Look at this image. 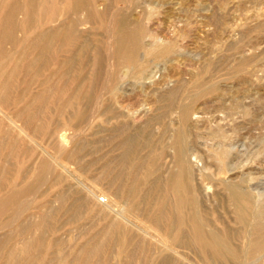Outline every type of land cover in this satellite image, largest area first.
Instances as JSON below:
<instances>
[{
	"label": "rangeland",
	"instance_id": "374dc122",
	"mask_svg": "<svg viewBox=\"0 0 264 264\" xmlns=\"http://www.w3.org/2000/svg\"><path fill=\"white\" fill-rule=\"evenodd\" d=\"M99 1L98 8L102 13L95 18H89L88 21H85L83 24L77 25L78 27L75 26V31L77 30L79 32L76 31L70 35L66 34L69 28L68 26H70L69 23H65V25L60 23L58 25V20L55 22L52 20L55 17L62 18L64 14L63 11L67 9L74 10L78 17H84L87 11L84 9L87 8V0H0V83H3L6 77L7 82L8 79L14 75L7 83L4 81V84L6 83L8 86L5 85L2 87L0 84L2 90L4 89V91H1L0 88V96L2 97H0V101L4 98V100L1 101V103L3 102L1 105L4 106V112L7 116L16 119L17 125L24 126L27 133H34L32 135H35V144L37 143V145H35L25 137L20 138L17 136V133L13 128H10L5 120L0 122V174H4V177L0 175V182L4 179L3 184L2 182L0 183V197L9 191L20 190V195L12 205L0 211V235L5 233L3 238L0 236V250L2 251L6 250L8 247H13L16 253L21 252V241L26 234L25 232H17L18 225L21 222H26V220L30 223L37 222V216L44 206L48 204L56 206L58 204L56 203L57 201L54 200V194H56V191L60 192L68 188L69 186L67 185H71L72 181L58 175V173L60 174V170L57 162L65 161L66 159L63 158L68 156L67 160H70V162L68 161L70 163L69 169L73 171L77 168L76 164L73 163L74 160L71 159L73 156H69L71 147L75 149L73 155L82 156L80 161L83 163L80 162L81 165L91 163L90 167H85L86 171L83 172V170H85L84 167V169H80V171L83 172H80L82 174L80 175L81 179H84L87 175L96 174V172H98L96 169H98L102 162L108 159L110 160L111 156V160L112 158L114 159L120 156L126 157L124 158L127 159L124 161L127 164L125 166H128L126 169H129V166L132 165V163L130 164L129 162H134L131 168L136 177L137 194L133 196V211L138 218L136 217L133 220L137 225H144L145 227H157V225L160 224L161 230L164 231L165 225L163 224H165V222L158 219V215H160L161 211L166 212V209L168 211V207L170 206H167L168 200L165 198L167 196L164 192H162V196H164L163 194H165V196L161 198V192H159V190L161 191L162 188L159 187L161 186L162 179L165 180L164 177L167 176V173L173 165V150L170 148L169 142L172 141L175 132L183 128L184 131H182L185 133L186 138L184 145H187L186 147L189 145L190 148L188 147L187 149H189L192 154L190 155L189 152L191 156L190 159L197 163L194 164H196V166L198 165V168L202 170L201 172L203 174H201L202 176L197 175V182L200 183L197 184L199 189L197 198L199 202V214L203 217L202 219L205 220V224L211 227V229H216L219 233L223 232L228 240L232 236V241H229L232 245L234 243L236 247L239 245L238 247L242 248L249 242L248 245H251V247L254 242V245H259L258 242L264 240V234L259 232L255 233L256 231H254L253 227L256 225L255 222L264 221V204L263 202H255L256 198L258 200L256 192H264V0ZM15 5L18 7L17 11L13 10L16 8ZM140 5L142 8L146 9H142ZM12 6H14V8ZM115 6L117 9H115ZM123 7L124 9H120ZM126 10L127 12L129 11L128 14ZM11 11L12 13L16 11L15 18L12 17L15 19L13 21L10 18L13 15H9ZM105 13L108 16H106ZM118 14L121 18L124 14V18H129V20L133 19L137 22V25H140H138L139 27L149 28L155 35H158L163 40L171 39V41L173 40L175 43L174 53L170 51L166 54H155L154 56L152 54V56L149 55V58L147 55L144 58H148L147 60H149L145 62L149 64L145 67L147 68L145 72H148V70L151 71L148 77L153 83L148 81V77L138 82L139 72L141 71L140 65H138L139 62L135 58V61L132 63H138H136V65L133 64V66L130 63L132 67L130 70L132 72L130 71L131 74L130 72L127 74L125 85L128 86L126 88L129 90L127 89L121 102L119 100L121 107H117L118 105L113 101L112 92L111 95L110 90H106L109 88L106 86L104 80L105 77H107L104 73H109L110 68L112 69L111 71L114 69L117 70V68H115L116 62L113 60H111L113 61L111 63H107V61L104 62V60H106L105 50L108 48V45L106 46V44H108V41L106 42L108 33L104 31L111 16L112 21L116 22L120 19ZM138 14L141 15H139L141 18L138 17ZM8 15L9 17H7ZM136 15L137 18L135 20ZM146 16H148V18H146ZM73 17L74 16L71 18ZM8 18L11 21L7 22L9 20ZM14 21H16L15 24H13ZM68 21H70V19ZM97 21H99L98 24ZM103 21L107 22L104 24ZM94 24H96V26H94ZM11 25L15 26L12 27ZM63 25L65 26L64 28ZM55 27L56 29L59 28L56 30L59 31V33H54L53 37L59 35V39H57L58 37H55V40L53 37L52 39L50 36H43L36 42L35 39H37L39 33L44 32L43 30L45 29L50 30V28L55 30ZM85 29H88L89 32L85 31ZM60 31L62 33H60ZM8 34H10L11 37ZM65 34L68 35L67 38H65ZM5 35L8 36L4 37ZM45 38L47 40L50 39L48 41L51 43L54 40L53 44L50 43L48 46L49 42ZM68 38H72L71 41H68ZM62 39L66 41L63 42ZM33 40H35L36 44L32 42ZM146 40H148L147 37ZM101 41L104 42L102 43ZM45 43L49 51L50 49L52 50L50 51L51 53L48 50L46 51L48 48L45 45L43 46ZM40 45L42 48L38 49L37 47ZM93 47L96 49H93ZM86 49L87 51L90 50L87 52ZM177 51L179 54L177 53L176 55ZM41 52H43L42 54L44 55H42ZM102 52H104V54ZM37 53L38 55H42L39 56L40 59ZM95 53L96 57L94 56ZM99 53L101 56H105L103 57L105 59L98 55ZM140 53L141 51L139 49L138 55ZM45 54L46 56L51 54L50 56L52 57H46ZM160 55L162 56L160 57ZM43 57L46 58L44 59ZM88 57L91 59L89 58V60ZM43 59L44 62L47 59L46 64L41 62ZM69 59L71 63L68 62ZM101 60H103V65L107 66V64H109L108 67L110 68L107 67V71H105L106 67H103ZM92 62H95V65L92 64ZM97 63H101V70L104 69L105 71H101L104 75L102 73L99 74V77L101 76L102 79L97 78L100 82L95 78L98 75V73H95L98 72L96 69ZM48 64L51 66H48ZM52 66L54 68H52ZM74 66L77 69L74 68ZM119 67L124 68L122 64H119L118 68ZM14 68L17 70H14ZM11 69L13 72H17L13 73ZM70 70L72 71L70 72ZM153 70L154 74L152 72ZM68 71L71 75L73 74L72 77ZM9 72L10 77H8ZM92 72L93 75L90 76ZM61 74L62 77H59ZM136 74L138 75L136 76ZM78 77H80V79ZM136 77L138 79H136ZM143 82V86H140ZM89 83L91 84L90 86L95 83L98 88L95 87L96 85L94 84L95 86L93 85V87L95 91H93L94 89L93 87H89ZM129 83H132L134 86ZM145 84L147 87H145ZM103 85L105 86L103 87ZM172 88L175 90H172ZM83 89L88 91L86 92ZM172 91L176 92L172 93ZM85 92L86 94L88 93L89 97L86 96ZM91 93L92 95L94 94V97ZM167 93H170V95ZM37 94L39 95L37 96ZM98 94H100V97ZM80 96H84L87 101H85L84 97L81 98ZM95 97L97 99H95ZM80 98L82 99L81 101ZM110 99L111 101H109ZM69 100L71 101L68 102ZM74 101L75 103L79 102L77 103L78 105H76ZM67 103L68 105L66 106ZM113 103L116 104V108L112 106L114 110L110 109L111 106H109L114 105ZM34 104L37 105L34 107ZM99 104L102 105L98 106ZM39 105L40 107H37ZM32 106L34 108H31ZM19 107L22 110L24 108V112H21L22 114L20 113V109H18ZM28 108H30L31 111ZM122 108L125 110L124 112ZM184 108L185 111L188 110L185 112ZM120 110L122 111V115L119 114L120 116L118 117V112H121ZM183 112L186 114H182ZM190 113H192V115ZM33 114L35 115L33 116ZM16 115L19 116L16 117ZM29 115H32L33 118L31 119L32 116L30 117ZM185 115L186 117H183ZM24 116H27L28 121L30 118V121L28 122ZM51 129L52 131L61 130L57 132H61L60 134L66 137L65 140L68 143V147L71 145L69 147L70 150L68 149L69 151H61L58 146L57 137L54 138L57 132H52ZM50 132H52L54 136ZM49 133L52 136H50ZM72 133L73 135H77L78 133L77 136L75 135L76 138L78 137V142L76 138L72 139L68 136V134L72 135ZM73 141L77 143L75 144ZM79 146L80 148L82 146L81 151ZM165 147L167 148L164 149ZM223 147L226 150H224ZM161 149H164V152ZM76 151H79L77 152L78 154ZM7 152L9 154H7ZM61 152L63 153L61 154ZM160 154L163 155V157H161ZM158 155L160 156L159 158H157ZM165 155L166 158L164 157ZM101 157L104 158L102 159ZM169 160L171 163H169ZM90 161H93V163ZM51 162H53V164H51ZM41 163L44 165H41ZM49 163L52 166H50ZM153 164H156V166ZM149 166L153 167L149 168ZM45 167L46 169L47 167L48 169L51 168L49 169L50 171L46 170ZM55 167V171L57 170V172L52 175ZM92 167L94 170H92ZM149 169L150 171H148ZM2 171L5 172L3 173ZM45 176H47V179ZM45 180L48 182H44ZM59 180H62V182ZM137 180L139 181L137 182ZM67 181L70 182V184ZM55 183L57 184L55 185ZM233 184L234 187L235 185L236 188L238 187L237 189L239 191L242 193L244 192L243 194H245L246 200L244 199L245 201L243 200V203V198L237 199L240 201H235V203L234 199H230L233 197L229 189L232 190ZM138 185L140 189L137 188ZM224 185L232 186L231 188L227 186V188H229L227 189ZM137 189H139V191ZM245 191L247 194L251 193L252 196L250 197V195H247ZM253 195H255V197ZM124 198H126L124 195L119 194V200L121 199L123 201L125 200ZM156 198L159 200H156ZM248 199L255 200L251 203ZM158 201L159 203H157ZM160 201L161 204L163 203L162 205ZM230 201L234 205L231 204ZM236 202L239 207L242 206V208L240 207L241 209L235 206ZM137 204L139 207L136 206ZM233 207L237 210L239 209L237 212L242 211L241 213L244 215V218H246L244 219L245 221H242V224L247 222V225L243 224V226L240 224L241 222H239L237 216H235V214H237L235 213L236 209L234 210ZM250 208H253V211L252 209L250 210ZM259 214H262L263 217L260 216L262 217L260 218ZM233 216L234 220H232ZM251 216L252 219H250ZM235 217L237 219H235ZM256 218L259 221H257ZM11 220H13V222L10 225ZM150 222H154L153 225ZM253 223L254 226L252 227ZM58 224V220L51 218L49 225L45 227L44 233L46 235L44 234V244L47 246L43 248L42 254L46 255L45 257H49L54 255L56 251L61 250V254L66 255V258L61 260L58 264H82L81 262L72 261L70 257L78 250L81 244L90 237V234H92L90 233L92 230L88 229L90 225H87V230L85 228L87 231L85 234L84 229L83 231H80V228L73 230L72 228L74 227L72 224H65L59 232H56L54 228L58 226ZM247 228H250L248 230L250 233L245 232ZM34 231L35 230L32 232L34 234L33 236H38V234H40V231L36 230L39 233ZM245 236L248 237L246 238ZM54 238L58 241L55 242ZM248 238L251 239L249 240ZM246 240L249 242L246 243ZM114 244L115 245H113V242L110 243L106 248V252L94 255L91 258L92 262H99L100 264L178 263L176 259L169 254L166 255L171 259L165 255L154 257L150 245L146 241H142L141 238L132 231L126 233L121 245ZM262 245L259 246L260 249L255 251L256 254L253 253L250 255L251 258L249 257L246 259L244 262L245 264H249L253 261L254 264H257L256 259L264 255V245ZM189 249V247L188 251L187 248L184 249L187 251V256L192 255ZM163 257L168 260L162 263ZM2 260L3 259H0V262ZM178 261L179 264H181V260ZM214 261L216 263L218 260L215 258ZM56 262L58 261L56 260ZM218 262L216 264H218ZM223 262L224 261H221L219 264H223ZM224 264L229 263L227 261Z\"/></svg>",
	"mask_w": 264,
	"mask_h": 264
},
{
	"label": "bare ground",
	"instance_id": "6f19581e",
	"mask_svg": "<svg viewBox=\"0 0 264 264\" xmlns=\"http://www.w3.org/2000/svg\"><path fill=\"white\" fill-rule=\"evenodd\" d=\"M67 1H70V0H67ZM80 2V1H79ZM98 2H100L99 0H87V8H84L86 9V15L83 17H78L76 12L72 9H67L66 11H63L64 14L62 16V18H58V17H55L52 21H56L58 20L59 23H57L58 25L61 23V24H64L65 23H69L70 26H68L69 28L67 29V33L66 34H73L75 33V26L78 27L77 25L79 24H83L85 21H88L89 18H95L96 16H99L102 12L99 10L98 8ZM70 3V2H69ZM80 4V3H79ZM113 4V3H112ZM148 5V4H147ZM146 5V6H147ZM16 6V5H15ZM65 6V5H64ZM128 6V4H127ZM139 6V5H138ZM141 6V5H140ZM14 8V6H12ZM11 7V8H12ZM22 7V6H21ZM67 7V6H66ZM81 7V5H80ZM134 7V6H132ZM144 7V6H143ZM17 6L15 9L13 10H16L17 11ZM108 8V7H107ZM126 8V6H125ZM131 8V7H130ZM142 8V6H141ZM151 8V7H150ZM80 9V8H79ZM114 9V8H113ZM115 9H117V7L115 6ZM114 9V10H115ZM120 9H124L123 8H120ZM132 9V8H131ZM142 9H146V8H142ZM141 9V10H142ZM12 10V9H10ZM9 10V11H10ZM16 11H14V13H11L9 15H13L11 16V20H15L13 19L12 17L15 16V13ZM119 11V10H118ZM135 11V10H134ZM143 11V10H142ZM112 12V11H110ZM114 12V11H113ZM120 12V11H119ZM129 12V11H128ZM127 10H126V13L128 14ZM20 13V12H19ZM107 13V12H106ZM105 13V14H106ZM125 13V12H124ZM139 13V12H138ZM143 13V12H142ZM141 13V14H142ZM110 14V13H108ZM115 14V13H113ZM150 14V12H149ZM147 14V15H149ZM152 14V13H151ZM9 15L7 17H9ZM119 15V14H118ZM134 15V14H133ZM140 14H138V17ZM72 16H74L73 18H71ZM103 16V15H102ZM106 16H108L106 14ZM111 16V15H110ZM120 16V15H119ZM70 17V18H69ZM105 17V16H104ZM104 17H103V20H104ZM126 17V16H125ZM134 17V16H133ZM15 18V17H14ZM108 18V17H107ZM112 18V16H111ZM111 18H109V22L107 21H103L104 24L107 22L106 24V29L104 32L108 33V36H107V40L106 42L108 41V44H106V46L108 47L106 50H105V56H101L100 53L98 55H100L102 58L105 57L106 60H104V62L107 61L108 62H116V66L113 71H111L112 69L110 67H108L109 64H107V66L103 65V60H101L102 62V65L103 67H106L105 68V71H107V67L110 68L109 70V73H104L106 74L105 76V82H106V86L109 88V89H106V90H110V94L112 92L113 94V101L118 105L117 107H121V100L122 98L124 97V95L126 94V91L128 88V86H125L126 85V77H127V74H129V72L131 71L130 68L132 69V67L130 66V63L133 64L132 62H134L135 58L137 59V61L139 62H135L134 65H136V63H138V65H140V72H139V81L138 82H141V80H145L148 76H150V72L148 70V72H145L147 71L145 68L147 66L148 63H145L149 60H147L149 58V55L153 56L156 54H166L168 52H172L173 50H175L174 46H175V43L173 42V40L171 41V39H165L163 40L161 37H159L158 35H155L149 28H142L139 27L136 23V21H134L133 19L129 20V18H124V14L121 18L120 16V19L118 21H112ZM137 18V15L135 17V20ZM141 18V17H140ZM146 18H148V16H146ZM9 19V18H8ZM70 19V21H68ZM6 20V19H5ZM10 19L7 21H11ZM107 20V19H105ZM117 20V19H116ZM139 21V20H138ZM16 21H14L13 24H15ZM99 21H97V24H98ZM102 22V20H101ZM134 22V23H133ZM11 23V24H12ZM90 23V22H89ZM92 23V21H91ZM95 23V22H94ZM140 23V22H139ZM17 24V23H16ZM103 24V23H102ZM146 24V23H145ZM9 25V24H8ZM56 25V24H55ZM63 25V28L65 27ZM86 25V24H84ZM83 25V27H84ZM88 25V24H87ZM108 25V26H107ZM142 25V24H141ZM12 27L15 26V25H11ZM61 26V25H60ZM82 26V25H81ZM80 26V27H81ZM94 26H96V24H94ZM105 26V25H104ZM168 26V25H167ZM58 27V26H56ZM56 27L54 28L55 30H52L50 28V30L48 29H45L43 30L44 32H41L38 34L37 36V39L36 42L38 41V39H41L43 36H50L51 38L53 37L54 33H59V31H56L58 29H56ZM62 27V26H61ZM101 29V28H100ZM104 29V27H103ZM178 29V28H177ZM41 30V31H42ZM62 30V29H60ZM81 30V29H80ZM85 31H88V29ZM93 31V30H92ZM79 32V31H77ZM82 32V31H81ZM89 32V31H88ZM87 32V33H88ZM60 33H62L60 31ZM106 33H105V36H106ZM173 33V32H172ZM174 33H175V30H174ZM65 34V35H66ZM10 36V34H8ZM8 35H5L4 37L8 36ZM80 35V34H78ZM174 35V34H173ZM59 36V35H58ZM55 35V37H58ZM68 35L65 36V38H67ZM76 36V35H74ZM11 37V36H10ZM9 37V38H10ZM49 37V38H50ZM53 37V38H55ZM70 37V36H69ZM73 37V35H72ZM77 37V36H76ZM146 37L148 38V40H146ZM173 37V36H172ZM52 38V39H53ZM75 38V37H74ZM106 38V37H104ZM177 38V37H175ZM46 39V38H45ZM59 39V37L57 38ZM69 39V38H68ZM72 38H70L68 41H71ZM35 40H33L32 42H35ZM47 40V39H46ZM45 40V41H46ZM50 40V39H48ZM47 40V41H48ZM56 40V38H55ZM87 40V39H86ZM7 41V40H6ZM11 41V40H10ZM62 41H66V40H63ZM61 41V43H62ZM88 41V40H87ZM35 42V44H36ZM40 42V40H39ZM49 42V41H48ZM54 42V40H53ZM53 42H49L48 46L51 44H53ZM89 42V41H88ZM99 42V41H98ZM102 42V41H101ZM104 42V41H103ZM102 42V43H103ZM42 43V42H41ZM44 43V42H43ZM100 43V42H99ZM40 44V43H38ZM64 44V43H63ZM101 44V43H100ZM105 44V43H104ZM103 44V45H104ZM31 45V44H30ZM46 46V43L43 44V46ZM84 45V44H83ZM89 45V44H88ZM87 45V46H88ZM37 46V45H36ZM53 46V45H52ZM51 46V48H52ZM86 46V44H85ZM92 46V45H91ZM98 46V45H97ZM105 46V47H106ZM34 47V45H33ZM47 47V46H46ZM45 47V48H46ZM96 47V45H95ZM93 47V49L95 48ZM103 47V46H101ZM36 48V47H35ZM38 49L39 48H42L41 45L37 47ZM43 48V49H45ZM48 48V47H47ZM89 48V47H87ZM91 48V47H90ZM104 48V47H103ZM96 49V48H95ZM101 49V48H100ZM141 51V53L138 55V51ZM41 50V49H40ZM39 50V51H40ZM49 51V48L46 49V51ZM82 50V49H81ZM90 50V49H89ZM88 50V51H89ZM99 50V48H98ZM178 50V49H177ZM42 51V50H41ZM50 51H52L50 49ZM49 51V52H50ZM84 52L86 51L83 50ZM87 51V52H88ZM101 51V50H100ZM86 52V53H87ZM96 52V51H95ZM175 51H173L174 53ZM43 52H41L42 54ZM45 53V52H44ZM47 53V52H46ZM51 53V52H50ZM53 53V52H52ZM104 54V52H102ZM178 51L176 52V55H177ZM179 54V53H178ZM38 55V53H37ZM44 55V54H42ZM42 55H38L39 56H42ZM49 55V54H48ZM51 55V54H50ZM45 56L46 57H52V56ZM96 55V53L94 54V56ZM148 55V58L147 59H144L146 56ZM87 56V55H85ZM92 56V55H91ZM93 56V57H94ZM99 56V57H100ZM137 56V57H136ZM150 56V57H151ZM162 55H160L161 57ZM36 57V55H35ZM45 57V58H46ZM71 57V56H70ZM92 57V59H93ZM96 57V56H95ZM44 58V57H43ZM44 58V59H45ZM90 57H88L89 59ZM98 58V57H97ZM103 58V59H105ZM153 58V57H152ZM159 58V57H158ZM40 59V57H39ZM44 59L43 61V64H46V59L45 62H44ZM65 59V58H64ZM67 59V58H66ZM71 59V58H70ZM70 59L68 62H70ZM85 59V58H84ZM87 59V60H88ZM91 59V58H90ZM89 59V60H90ZM101 59V58H100ZM99 59V60H100ZM139 59V60H138ZM154 59V58H153ZM38 60V59H37ZM113 60V61H111ZM146 60V61H145ZM166 60V59H165ZM65 61V60H64ZM63 61V63H65ZM94 61V60H93ZM97 61V60H96ZM95 61V62H96ZM53 62V61H52ZM83 62V61H82ZM95 62L92 64L95 65ZM31 63V62H30ZM49 63V62H48ZM62 63V64H63ZM71 63V62H70ZM99 63V61H98ZM97 63V64H98ZM124 63V64H123ZM152 63V62H151ZM55 64V63H54ZM58 64V62H57ZM56 64V66H57ZM91 64V65H92ZM101 64V63H100ZM98 65L96 66L97 68V71L98 72H95L96 74L98 73L97 77H95L96 79L98 78H101V76L99 77V74L102 73L101 71H104L101 70V65ZM106 64V63H105ZM119 64H122L124 66V68H121L119 66ZM50 64H48L49 66ZM53 65V63H52ZM66 65V63H65ZM80 65V64H79ZM88 65V64H87ZM149 65V64H148ZM17 66V65H16ZM51 66V65H50ZM86 66V65H85ZM89 66V65H88ZM111 66V65H110ZM64 67V66H63ZM81 67H82V64H81ZM80 67V68H81ZM156 67V66H154ZM52 68H54L52 66ZM51 68V69H52ZM72 68V67H71ZM74 68H76L74 66ZM83 68H84V65H83ZM114 68V67H113ZM136 68H139V67H136ZM135 68V69H136ZM152 68V67H151ZM56 69V67H55ZM77 69V68H76ZM14 70H17L14 68ZM73 70V69H72ZM70 70V72L72 71ZM11 71L13 72V70L11 69ZM75 71V70H74ZM104 71V72H105ZM124 71V72H122ZM11 72V73H12ZM17 71H14L13 73H15ZM55 72V70H54ZM57 72V71H56ZM62 72V71H61ZM60 72V73H61ZM69 72V71H68ZM67 72V74H68ZM69 72V74H70ZM76 72V71H75ZM132 72V71H131ZM130 72V74H131ZM153 74H154V70L152 71ZM12 73V75H13ZM53 73V72H52ZM59 73V75H60ZM88 73V72H87ZM10 74V72L8 73V75ZM66 74V73H64ZM103 74V73H102ZM103 74V75H104ZM126 74V75H125ZM152 74V73H151ZM11 75V76H12ZM71 75V74H70ZM73 75V74H72ZM71 75V77H72ZM93 75V72L92 74H90V76ZM95 75V74H94ZM138 74H136L137 76ZM77 76H80V75H77ZM6 77V76H5ZM10 77V75L8 76ZM14 77V75H13ZM13 77H10V78H13ZM59 77H62V74L61 76ZM86 77V76H85ZM83 77V78H85ZM131 77V76H130ZM7 78V77H6ZM6 78L3 80V83H0L1 86H5L6 83L9 81L6 82ZM80 79V77H78ZM91 78V77H90ZM94 78V77H93ZM94 78V79H95ZM134 78H135V75H134ZM149 78V77H148ZM65 79V78H64ZM68 79V77H67ZM97 79V80H98ZM102 79V78H101ZM136 79H138L136 77ZM83 80V79H81ZM93 80V79H92ZM91 80V82H92ZM128 80V79H127ZM134 80V79H132ZM155 80V79H154ZM153 80V81H154ZM4 81L6 82L4 84ZM44 81V80H43ZM137 81V80H136ZM149 82H152V80L149 78L148 80ZM147 81V82H148ZM156 81V80H155ZM158 81V80H157ZM1 82V81H0ZM82 82V81H81ZM98 82H100L98 80ZM137 82V83H138ZM10 83H11V80H10ZM135 83V82H133ZM153 83V82H152ZM157 83V82H156ZM215 83V82H214ZM3 84V85H2ZM9 84V83H8ZM95 83H93L94 85ZM97 84V82H96ZM95 84V85H96ZM130 85L132 83H129ZM127 84V85H129ZM144 82L142 84H140V86H143ZM147 84V83H146ZM145 84V87H147ZM89 87H93L90 86L91 84L89 83L88 84ZM94 85V86H95ZM139 85V83H138ZM153 85V84H152ZM214 85V84H213ZM0 86L1 88V91H4V89L2 90V87ZM8 86V85H6ZM105 85H103L104 87ZM132 86H134L132 84ZM139 86V87H140ZM95 87L98 88V86L96 85ZM102 87V88H103ZM49 88V87H48ZM141 88V87H140ZM9 89V88H8ZM93 91H95V88L93 87ZM112 89V91H111ZM10 90V89H9ZM84 90V89H83ZM82 90V91H83ZM105 90V89H104ZM129 90V89H128ZM171 90V89H170ZM172 90H175L174 88H172ZM84 91H88V90H84ZM92 92V90H90ZM89 91V92H90ZM204 91V90H203ZM9 92V91H8ZM85 92V94H86ZM109 92V91H108ZM176 91H172V93H174ZM94 93V92H92ZM91 93V95H92ZM9 94V93H7ZM84 94V92H83ZM109 94V95H110ZM111 94V95H112ZM170 95V93H167ZM195 94V93H194ZM192 94V95H194ZM4 95V93H3ZM39 94H37L38 96ZM82 95V94H81ZM99 97H100V94H98ZM97 95V96H98ZM102 95V93H101ZM108 95V96H109ZM130 95V94H129ZM168 95V96H169ZM87 97L88 96V93L86 94ZM94 97V94L92 95ZM90 96V97H92ZM1 97V96H0ZM5 97V95H4ZM81 97V96H80ZM84 97V96H83ZM81 97V98H83ZM2 98V97H1ZM8 98V97H7ZM80 98V101L82 100ZM121 98V99H120ZM182 98V97H181ZM10 99V98H9ZM36 99V98H35ZM85 99V97H84ZM91 99V98H90ZM95 99H97L95 97ZM103 99V98H102ZM4 100L1 99V101ZM8 100V99H7ZM89 100V98H88ZM120 100V102H119ZM182 100V99H181ZM0 101V122H3L4 120L9 124L10 128H13L14 131L17 133V136H19L20 138H26L27 140L31 141V143H34L35 144V139H34V136L30 133H27L25 131V127L22 126V125H17L16 124V119L14 117H9L5 114L4 112V106L1 105L3 104V102L1 103ZM35 101V100H33ZM71 100H69L68 102H70ZM85 101H87L85 99ZM111 101V99L109 100ZM100 102V101H99ZM123 102V101H122ZM186 102V101H185ZM8 103V102H7ZM37 103V102H36ZM40 103V102H39ZM75 103V101H74ZM79 103V102H77ZM77 103H75L76 105H78ZM94 103V102H93ZM96 103L98 104L97 100H96ZM102 103V101H101ZM111 103V102H110ZM113 103L114 105H109L111 106L110 109H112L113 107L112 106H115L114 108H116V104ZM242 103V102H241ZM43 104V103H42ZM64 104V103H63ZM72 104V103H71ZM82 104V103H81ZM5 105H6V101H5ZM9 105V103H8ZM35 105L37 104H34V107ZM68 105V103L66 104V106ZM102 104H99L98 106H100ZM28 106V105H26ZM81 106V105H80ZM184 106V105H183ZM24 107V106H23ZM33 106L31 108H34ZM37 107H40L37 106ZM94 107V106H93ZM92 107V108H93ZM97 107V106H95ZM78 108V107H77ZM76 108V109H77ZM80 108V107H79ZM179 108V107H178ZM18 109H20V113L21 112H24V108L23 110L19 107ZM30 109V108H28ZM101 109V108H100ZM119 109V108H118ZM121 109V108H120ZM181 109V108H180ZM26 110V109H25ZM92 110V109H91ZM90 110V111H91ZM114 110V109H112ZM110 110V111H112ZM116 110V109H115ZM188 110V109H187ZM186 110V111H187ZM31 111V109H30ZM121 111V110H120ZM122 111L124 112L125 110H123L122 108ZM122 111L121 112H118V117L120 116L119 114L122 115ZM184 111H185V108H184ZM185 111V112H186ZM192 111V109H191ZM19 112V111H18ZM77 112V111H76ZM115 112V111H113ZM112 112V113H113ZM117 112V111H116ZM182 112V111H181ZM189 112V111H188ZM30 113V112H29ZM79 113V112H78ZM92 113V112H91ZM90 113V115H91ZM127 113V112H125ZM22 114V113H21ZM28 114V113H27ZM32 114V113H30ZM116 114V113H115ZM128 114V113H127ZM182 114H186V113H182ZM192 115V113H190ZM189 114V115H190ZM195 114V113H193ZM25 115V114H24ZM35 114H33L34 116ZM75 115V114H74ZM117 115V114H116ZM125 115V114H123ZM15 116V115H14ZM19 116V115H16V117ZM30 116V115H29ZM32 116V115H31ZM30 116V117H31ZM33 116L31 117V119L33 118ZM79 116V115H78ZM113 116V115H112ZM127 116V115H126ZM115 117V116H113ZM154 117V116H153ZM183 117H186L183 116ZM223 117V116H222ZM19 118V117H18ZM24 118L27 119V116H24ZM146 118V117H145ZM161 118V117H160ZM126 119V118H125ZM182 119V118H181ZM150 120V119H149ZM183 120V119H182ZM28 121V119H27ZM29 121H30V118H29ZM28 121V122H29ZM26 122V120H25ZM135 122V121H134ZM221 122V121H219ZM119 123V122H118ZM132 123V122H131ZM101 124V123H100ZM212 125V124H211ZM210 125V126H211ZM115 127V126H113ZM213 127V126H212ZM8 128V127H7ZM54 128V127H53ZM120 128V127H119ZM155 128V127H154ZM50 129V128H49ZM55 129V128H54ZM84 129V128H83ZM116 129V128H115ZM48 130V129H47ZM59 130V129H58ZM57 130V131H58ZM184 131V128L182 129ZM182 130H179L177 132H175L174 134V137L172 139L171 142H169V146L170 148L173 150V155H172V168L169 170V172L167 173V176H165V180L162 179L161 181V186L159 188H162L161 191L159 190V192H161V198L165 196L167 200H168V204L167 206H170L168 207L169 210L167 211L166 209V212H162L160 213V215H158V219H161L165 222V230H161L160 228V224H157L159 225V228H158V225L157 227L155 226H147L145 227L144 225H137L133 219H135L137 217L136 213L133 211L134 209V205H133V196L136 193V177H135V174H133V169L131 168L133 163L134 162H129L130 164L132 163V165H130L129 169H126V167L128 168V166H125L127 165L126 162H124L125 160L127 159H124L126 157H122L120 155V157H116V158H112L111 160V157H110V160H106L104 162H102V164L98 167V172H96V174H90V175H87L84 177V179H81L80 178V175H82L81 173H83L84 171H86V168L90 167L91 166V163H93V161H90L89 163L90 164H82L80 161L82 158V156H79V155H73L74 152H75V149H73L72 147L70 148L71 151H70V155L69 156H73V163L76 164L77 168L73 171H71L69 169V162L70 160H67V157L66 158H63V159H66L65 161H62V162H57L58 163V166H59V170H60V174L58 173V175H60L61 177H63L64 179H69L70 181H72L71 185H67L69 186L68 188L58 192L56 191V194H54V200L57 201L56 203H58L56 206L52 205V204H48L46 206L43 207V209L40 211L39 215L37 216L38 217V221L35 222V223H30V222H21L18 227H17V232L18 233H23L25 232V236L24 238L22 239L21 241V252H17L16 253V250L13 248V247H8L6 248V250H0V259H3L0 264H58L59 262H61V260H63L64 258H66V255H63L61 254L62 252H60L59 250L55 252L54 255L52 256H49V257H45L46 255L42 254L43 253V248H45L47 245H45L44 243V232H45V227H47L49 225V221L51 218H54L56 220L59 221V224L58 226H55L54 230L56 232H59L62 227L65 225V224H72L74 228H72L73 230H77L78 228H80V231L83 229L87 230V225L89 226L88 229H91L92 234H90V237L83 243L81 244V246L78 248V250L76 252H74L70 259L72 261H77V262H81L82 264H100L99 262H92V257L94 255H97V254H102L104 252H106V248L109 246L110 243L113 242V245H115L114 243L118 244V245H121V242L124 241V237L126 236V233L127 232H134L137 236H139L141 238L142 241H146L149 245H150V248H151V251H152V254L154 255V257L156 256H162V255H165L166 257L168 255L166 254H169L170 256H172L174 259H176V261L178 263H175V264H179V261L178 260H181V264H216L218 261H224V263H226L228 261L229 264H245L244 262L246 261V259H248L249 257L251 258L250 255H252L253 253H255V251H257L258 249H260V245H264V240L261 241V242H258L259 245L255 244L254 242V246L252 245H248L250 242L246 240V243L249 242L247 245L245 244L244 247H241L242 248H239L238 246H234V243L232 245V243L230 241H232L231 239L233 238L231 236V238L228 240V238H226V236L222 233H219V231L217 232L216 229L214 230L211 229V227H209L208 225L205 224V220H203L200 216V212H199V205H198V192H199V189H198V186L197 184H200L199 182H197V175H200L202 176V170L200 168H198V165L196 166V162H193L190 158L192 155L191 152L189 151V149H187L189 147H186L187 145H184V142H185V133L182 131ZM52 131V129H51ZM55 130H53L52 132H54ZM55 131V132H57ZM61 131V130H59ZM182 131V132H181ZM48 132V131H47ZM52 132H50L52 134ZM78 132V131H77ZM49 133L50 136H52L51 134ZM61 133V132H60ZM59 132L56 133V136L57 137V142H58V146L60 147L61 151H66L69 149V146L68 147V143L67 141L65 140L66 137L63 136V134L61 135ZM55 134V133H54ZM76 135V134H75ZM75 135H72L68 134V136L72 139L76 138ZM78 135V133H77ZM76 135V136H77ZM210 135V134H209ZM74 136V137H73ZM211 136V135H210ZM111 137V136H110ZM78 138V137H77ZM77 138H76V141H77ZM105 140V139H104ZM192 140V139H191ZM72 141V140H71ZM28 142V141H27ZM74 142V141H73ZM78 142V141H77ZM76 142V143H77ZM114 142V141H113ZM129 142V141H128ZM75 143V142H74ZM75 143V144H76ZM121 144V143H120ZM37 145V143L35 144ZM205 145V144H204ZM39 146V144H38ZM168 146V145H167ZM209 146V145H207ZM43 147V146H42ZM192 147V145H191ZM194 147V146H193ZM200 147V146H199ZM167 147H165L164 149H166ZM190 148V147H189ZM229 148V147H228ZM59 149V151H60ZM69 149V150H70ZM79 149L81 151L82 149V146L80 148L79 146ZM78 149V150H79ZM89 149V148H88ZM164 149L162 150L164 152ZM193 149V148H192ZM224 149V147H223ZM68 150V151H69ZM226 150V149H224ZM231 150V149H229ZM79 152V151H76V153ZM162 152V153H163ZM167 152V151H166ZM165 152V153H166ZM169 152V150H168ZM167 152V153H168ZM189 152H190V155H189ZM223 152H226V151H223ZM60 153V152H59ZM63 152H61L62 154ZM113 153V152H112ZM161 153V152H160ZM170 153V152H169ZM7 154H9L7 152ZM78 154V153H77ZM126 154V153H125ZM124 154V155H125ZM108 155V154H107ZM161 155V154H160ZM167 155V154H166ZM166 155L164 156L166 158ZM58 156V154H57ZM56 156V157H57ZM62 156V155H61ZM105 156V155H103ZM117 156V155H115ZM171 156V155H169ZM168 156V157H169ZM107 157V156H106ZM160 156L158 155L157 158H159ZM161 157H163V155H161ZM61 158V159H62ZM100 158V157H99ZM98 158V159H99ZM102 158V157H101ZM104 158V157H103ZM102 158V159H103ZM97 159V158H96ZM132 159V158H131ZM59 160V159H58ZM156 160V158H155ZM162 160V159H161ZM69 161V162H68ZM101 161V160H100ZM137 161V160H136ZM158 161V159H157ZM95 162V161H94ZM56 163V164H57ZM83 163V162H82ZM98 163V162H97ZM128 163V162H127ZM128 163V164H129ZM137 163V162H136ZM155 163H159V162H155ZM162 163V162H160ZM169 163L170 160H169ZM196 163V164H194ZM50 164V163H49ZM48 164V165H49ZM51 164H53V162H51ZM50 164V166H52ZM163 164V163H162ZM161 164V165H162ZM199 164V163H198ZM5 165V164H4ZM41 165H44L41 163ZM40 165V166H41ZM74 165V164H73ZM137 165V164H135ZM139 165V164H138ZM154 165V164H153ZM160 165V164H159ZM55 166V165H54ZM156 166V164L154 165ZM83 172L80 171V169H84ZM138 167V166H137ZM153 167V166H152ZM149 166V168H152ZM161 167V166H160ZM3 168V167H2ZM1 168V170H2ZM93 168V167H92ZM159 168V167H158ZM46 169V167H45ZM51 169V168H49ZM48 167L46 170H49ZM56 167L54 168V172H52V175L55 174V172H57V170L55 171ZM136 169V168H135ZM155 169V168H154ZM157 169V167H156ZM94 170V168L92 169ZM91 170V171H92ZM95 170V171H96ZM153 170V169H152ZM50 171V170H49ZM90 171V170H89ZM150 171V169L148 170ZM3 173L5 171H2ZM43 172V171H42ZM59 172V171H58ZM81 172V173H80ZM135 172V171H134ZM138 172V171H137ZM136 172V173H137ZM146 172V171H145ZM200 172V173H199ZM1 173V172H0ZM44 174V173H43ZM145 174V173H144ZM148 174V172H147ZM202 174V175H201ZM1 175V174H0ZM46 175V174H45ZM47 175L49 176V174L47 173ZM85 175V173H84ZM138 175V174H137ZM143 175V173H142ZM146 175V174H145ZM144 175V176H145ZM4 177V174L1 175ZM55 176V175H54ZM57 176V175H56ZM43 177V176H42ZM41 177V178H42ZM47 176H45L46 178ZM139 177V175H138ZM205 177V176H204ZM44 178V179H45ZM57 178V177H56ZM142 178V177H141ZM146 178V177H145ZM160 178V177H159ZM158 178V179H159ZM2 179V177H1ZM47 179V178H46ZM143 179V178H142ZM104 180V181H103ZM4 181V179H3ZM3 181L2 184H3ZM60 181V180H59ZM64 181V180H63ZM103 181V182H101ZM139 180H137L138 182ZM222 181V180H221ZM0 182V183H1ZM44 182H48V181H44ZM62 182V180L60 181ZM68 182V181H67ZM70 184V182H68ZM157 183V182H156ZM1 184V186H2ZM47 184V183H46ZM57 183H55L56 185ZM139 184V183H138ZM223 184V182H222ZM226 184V183H225ZM61 185V183H60ZM230 185V183H229ZM227 185V186H229ZM66 186V187H67ZM154 186V185H153ZM159 186V185H158ZM226 186V185H224ZM227 186L225 188H227ZM232 186V185H231ZM231 186H229L231 188ZM156 187V186H154ZM209 187V186H208ZM140 189V186L138 185V187ZM157 188V187H156ZM158 188V189H159ZM234 188V189H233ZM238 188V187H237ZM236 188V185L234 187V184L232 186V190H230L229 188V191L232 192V197L233 198H230L231 200L234 199V203L235 201H240V200H237V199H240V198H243L242 199V203H243V200L245 199L246 200V196L245 194H243L241 191H239L238 189ZM63 189V188H62ZM139 189H137L139 191ZM209 189V188H208ZM210 190V189H209ZM38 191V190H37ZM206 191V190H205ZM228 191V192H229ZM58 192V193H57ZM158 192V193H159ZM162 192H164L165 194H163L164 196H162ZM207 192V191H206ZM4 193V192H3ZM246 193V191H245ZM258 191L256 192V195L258 196V200L256 198L255 202L258 201L260 203L263 202L264 204V195L263 193H258ZM119 194L121 195H124L126 198H124L125 200H119L118 199V196ZM209 194V193H208ZM247 194V193H246ZM262 194V195H261ZM20 195V190H12V191H9L8 193H5L4 195H2V197H0V211H3L4 208H7L9 206L12 205V203L18 198V196ZM229 195V197H230ZM247 195H250V197L252 196L251 193L247 194ZM255 197V195H253ZM121 197V196H120ZM30 198V197H29ZM159 198H160V194H159ZM160 198V200H161ZM136 199V198H135ZM229 199V200H230ZM26 200V199H25ZM24 200V201H25ZM31 200V199H30ZM29 200V201H30ZM138 200V199H137ZM136 200V201H137ZM156 200H159L156 198ZM244 200V201H245ZM249 200V199H248ZM247 200V201H248ZM254 200H249L251 203L252 201ZM261 200V201H260ZM163 201V200H162ZM18 202V201H17ZM164 202V201H163ZM233 202V201H232ZM20 203V202H19ZM137 203V202H136ZM156 203V202H155ZM159 203V201L157 202ZM231 203V201H230ZM240 203V202H239ZM250 203V204H251ZM259 203V204H260ZM160 204H161V201H160ZM163 204V203H162ZM161 204V205H162ZM233 204V203H231ZM245 204V203H244ZM159 205V204H157ZM166 205V204H164ZM234 205V204H233ZM241 205V204H239ZM247 205V204H246ZM254 205V204H253ZM252 205V207H253ZM138 206V204L136 205ZM235 206L237 207V202L235 204ZM249 206V204H248ZM256 206V205H255ZM259 206V205H258ZM139 207V206H138ZM137 207V208H138ZM242 208V206H240ZM238 206V208H240ZM246 207V206H245ZM250 207V206H249ZM248 207V208H249ZM234 210L236 209L235 207H233ZM240 208V209H241ZM247 208V207H246ZM256 208V207H255ZM252 209L253 211V208H250V210ZM263 209V207H262ZM137 210V209H136ZM233 210V209H232ZM233 210V211H234ZM239 210V209H238ZM236 209V212L237 214H235V216H237L238 218V221L241 222L240 224H242V221H245L244 219V215ZM260 210V209H259ZM232 211V212H233ZM258 211V210H257ZM245 212V211H243ZM248 212V211H247ZM246 212V213H247ZM262 212V210H261ZM259 212V213H261ZM264 212V211H263ZM21 213V212H20ZM251 213V212H250ZM254 213H258V212H254ZM139 215V214H138ZM252 215V214H251ZM14 216V215H13ZM248 216V215H247ZM262 216V214L260 215L259 214V217ZM16 217V216H15ZM14 217V218H15ZM33 217V216H32ZM36 217V218H37ZM153 217V216H151ZM155 217V216H154ZM263 217V216H262ZM260 217V218H262ZM13 218V217H12ZM11 218V219H12ZM61 218V219H60ZM138 218V217H137ZM235 217V219H237ZM258 218V216H257ZM256 218V220H257ZM259 218V219H260ZM63 219V220H62ZM151 219V218H150ZM252 219V216L251 218ZM16 220V219H15ZM14 220V222H15ZM153 220V219H152ZM232 220H234V216L232 218ZM248 220V219H247ZM264 220V219H263ZM29 221V219H28ZM141 221V220H140ZM157 221V220H156ZM249 221V220H248ZM251 221V220H250ZM259 221V220H257ZM13 220H11L10 222V225L12 224ZM252 222V221H251ZM151 223V222H150ZM154 223V222H153ZM153 223H151L153 225ZM207 223V222H206ZM238 223V222H237ZM247 222H245L244 225H247L246 224ZM9 224V223H8ZM140 224V223H139ZM242 224V225H243ZM249 224V223H248ZM255 226H254V223L252 224V227L254 229V231H256L255 233L259 232L261 234H264V221H259V222H255ZM6 225V224H5ZM5 225H3L4 227H6ZM243 225V226H244ZM251 225V224H250ZM249 225V226H250ZM162 226V225H161ZM3 227V228H4ZM51 227V226H50ZM163 227V226H162ZM242 227V226H241ZM246 227V226H245ZM251 227V226H250ZM2 228V229H3ZM164 229V228H163ZM250 229V228H249ZM247 228V233H250L248 232L249 230ZM4 230V229H3ZM33 230H35L34 232H37L36 230L40 231V234H38V236H33L34 234L32 233ZM85 230V234L87 233V231ZM224 230V229H223ZM222 230V231H223ZM243 230V229H242ZM89 231V230H88ZM228 231V230H227ZM240 231V230H239ZM244 232V231H243ZM39 233V232H37ZM36 233V234H37ZM239 233V232H237ZM5 234V233H4ZM4 234H1L0 236H4ZM28 234V235H27ZM228 234V233H227ZM243 234V233H242ZM254 234V233H253ZM46 235V234H45ZM84 235V233H83ZM233 235V234H232ZM236 235V233H235ZM241 235V234H239ZM238 235V236H239ZM77 236V235H76ZM234 236V235H233ZM252 236V235H251ZM250 236V237H251ZM260 236V235H259ZM67 237V236H65ZM235 237V236H234ZM246 238L248 236H245ZM256 237V236H255ZM261 237V236H260ZM264 237V236H263ZM262 237V238H263ZM236 238H237V235H236ZM240 238V237H239ZM254 238V236H253ZM252 238V239H253ZM131 239V238H130ZM242 239V238H241ZM249 240L251 238H248ZM257 239V238H256ZM261 239V238H260ZM259 239V240H260ZM264 239V238H263ZM62 240V239H61ZM254 240V239H253ZM54 241L57 242L58 240L56 238H54ZM256 241V240H255ZM54 242V244H55ZM241 242V241H240ZM243 242V241H242ZM181 243H184V244H181ZM45 246H44V245ZM236 245V244H235ZM262 245V246H263ZM192 246V247H191ZM119 247V246H118ZM121 247V246H120ZM123 247V246H122ZM188 247L191 249H189L190 253L192 254L191 256H187L188 254L186 253L188 251ZM259 247V248H258ZM264 247V246H263ZM262 247V248H263ZM185 248H187V251L184 250ZM260 251V250H259ZM262 251V249H261ZM142 252V251H141ZM264 252V251H263ZM119 253V252H117ZM189 253V252H188ZM189 253V255H190ZM258 253V252H257ZM48 254V253H47ZM151 254V255H152ZM259 254V253H258ZM263 254V253H262ZM132 255V254H131ZM128 256V255H127ZM133 256V255H132ZM253 256H257V255H253ZM130 257V256H128ZM169 257V256H168ZM259 257V256H258ZM257 257V258H258ZM170 258V257H169ZM215 258L216 260H218L216 263H215ZM68 259V258H67ZM69 259V260H70ZM171 259V258H170ZM214 259V260H213ZM256 259V258H255ZM56 260L58 262H56ZM162 263L165 262L166 260H168L167 258L163 257L162 258ZM250 260V259H249ZM248 260V261H249ZM254 260V259H253ZM252 260V261H253ZM257 260V264H264V255L259 257V259H256ZM171 261V260H170ZM174 261V260H173ZM63 262V261H62ZM218 262V264L220 263ZM254 262V261H253ZM253 262H250L249 264H254ZM139 263V262H138ZM167 264V262H165ZM71 264V263H70ZM170 264V263H169Z\"/></svg>",
	"mask_w": 264,
	"mask_h": 264
}]
</instances>
